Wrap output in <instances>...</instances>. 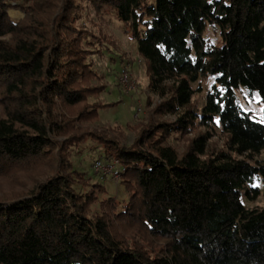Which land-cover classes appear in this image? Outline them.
<instances>
[{
	"label": "trees",
	"instance_id": "1",
	"mask_svg": "<svg viewBox=\"0 0 264 264\" xmlns=\"http://www.w3.org/2000/svg\"><path fill=\"white\" fill-rule=\"evenodd\" d=\"M89 7L124 25L146 67L148 121L130 126L131 145L76 125L109 105L87 101L104 88L90 85L102 78L88 59L97 43L77 24ZM205 76L215 83L200 109L193 84ZM239 89L264 109V0H0V175L55 162L0 201V264H264V208L247 205L264 194V122ZM213 125L224 149L207 150L208 132L188 137ZM84 136L118 162L126 199L97 201L98 183L73 167Z\"/></svg>",
	"mask_w": 264,
	"mask_h": 264
},
{
	"label": "rangeland",
	"instance_id": "2",
	"mask_svg": "<svg viewBox=\"0 0 264 264\" xmlns=\"http://www.w3.org/2000/svg\"><path fill=\"white\" fill-rule=\"evenodd\" d=\"M85 5V2H83ZM80 18L77 24L88 30V35L96 45L98 50L94 51L88 59L92 61L93 68L102 76L99 81H91L90 85L104 84V88L99 95L88 96L89 103L109 104L106 107L99 109V119L95 122L81 121L76 123L79 127V132L87 130H95L100 132V129L109 131L111 135H118L119 141L124 145H131L137 138L135 129H131L133 124L146 123L149 107L146 104L148 90L146 67L142 59L136 53L135 41L131 39L128 33L125 32L124 25L111 14L98 15L93 7L85 8L80 12ZM9 15L16 20H26L28 17L21 9H10ZM211 35H215L211 30L208 31ZM217 38L216 40H218ZM94 47V48H95ZM93 48V49H94ZM122 70H127L134 90L126 92L120 84V73ZM215 83L214 77L205 76L200 78L199 83H194L193 88L196 92L193 96L194 103L200 109L204 104L205 96L208 90ZM199 88L197 89V87ZM238 104L245 110L252 112L254 118L264 122V109L260 96L257 92L249 95L245 90H237ZM152 105L157 102V98H152ZM141 106V111L138 112L137 107ZM1 114V108H0ZM171 115H165L164 118H171ZM132 127V126H131ZM208 132L210 138L207 142V150L217 152L224 149L225 135L221 133L217 125L210 128L201 126L195 128L188 137L195 135L197 132ZM112 132V133H111ZM187 137V136H186ZM63 138H59L61 140ZM169 142L181 152L185 148L184 139L170 138ZM69 160L73 167L83 171L91 177L92 182L98 183L95 190L97 201H101L108 196H114L115 199L124 200L128 193L120 184V178H116L112 174H107L102 178L94 170V162L100 155L103 154L102 146L94 140L83 137L79 144L69 148ZM264 163V151L255 157ZM41 159L37 164L27 168L12 169L3 175H0V201L10 200L29 193L37 183L45 179L48 175L54 172L55 162L45 161ZM115 161V160H110ZM117 164L118 162H114ZM261 190L264 188V182L260 181L256 184ZM95 202L91 209L99 210V206ZM249 207L264 208V194L259 195L254 200L247 201Z\"/></svg>",
	"mask_w": 264,
	"mask_h": 264
},
{
	"label": "built area",
	"instance_id": "3",
	"mask_svg": "<svg viewBox=\"0 0 264 264\" xmlns=\"http://www.w3.org/2000/svg\"><path fill=\"white\" fill-rule=\"evenodd\" d=\"M120 84L124 88L126 92L131 91L134 89V84L132 83V79L129 76V73L127 70H122L120 73ZM142 107L139 105L137 107V113L135 114L137 116L138 112L141 111ZM115 161H105L101 158H98L94 162V170L97 172L100 177L102 178L103 176L107 174H112L116 178L119 177V170L120 166H116L117 164H114Z\"/></svg>",
	"mask_w": 264,
	"mask_h": 264
},
{
	"label": "snow or ice",
	"instance_id": "4",
	"mask_svg": "<svg viewBox=\"0 0 264 264\" xmlns=\"http://www.w3.org/2000/svg\"><path fill=\"white\" fill-rule=\"evenodd\" d=\"M254 186H256V185H254Z\"/></svg>",
	"mask_w": 264,
	"mask_h": 264
}]
</instances>
